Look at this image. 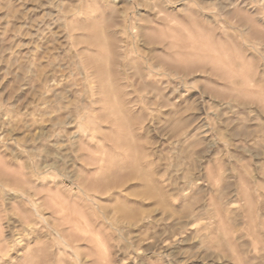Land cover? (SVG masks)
<instances>
[{"label":"rangeland","instance_id":"1","mask_svg":"<svg viewBox=\"0 0 264 264\" xmlns=\"http://www.w3.org/2000/svg\"><path fill=\"white\" fill-rule=\"evenodd\" d=\"M0 264H264V0H0Z\"/></svg>","mask_w":264,"mask_h":264}]
</instances>
